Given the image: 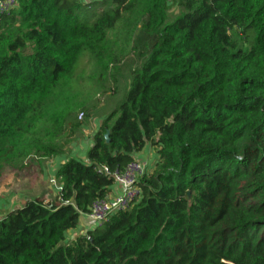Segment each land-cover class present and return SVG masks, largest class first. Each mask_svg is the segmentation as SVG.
Instances as JSON below:
<instances>
[{
  "label": "trees",
  "instance_id": "16d2710c",
  "mask_svg": "<svg viewBox=\"0 0 264 264\" xmlns=\"http://www.w3.org/2000/svg\"><path fill=\"white\" fill-rule=\"evenodd\" d=\"M138 27L152 44L86 162L70 156V118L117 82ZM146 146L140 197L69 235ZM58 156L56 197L0 218V264H264V0H17L0 19V176Z\"/></svg>",
  "mask_w": 264,
  "mask_h": 264
},
{
  "label": "rangeland",
  "instance_id": "374dc122",
  "mask_svg": "<svg viewBox=\"0 0 264 264\" xmlns=\"http://www.w3.org/2000/svg\"><path fill=\"white\" fill-rule=\"evenodd\" d=\"M176 9L177 8H173L172 10L176 11ZM151 44L152 37L138 27L133 38V45L136 47V50L130 53L122 63L121 72L117 75V82L114 81V79H108L105 83V89L96 93V97L94 96L91 102L94 107L88 112L90 115H88L87 111H84V115L81 119L78 118V113L77 115H74V121H72V117L70 118L71 122L80 121L82 123L79 132H77V139L75 138L73 143L77 141H85L84 139L90 138L96 130L93 126L94 122L92 121L99 120L100 124L101 120L105 118L107 113L121 102L129 87L132 70L141 64L144 59L142 53H146ZM91 67L92 60L89 53L87 51L82 52L78 59L76 76L78 77L79 73L84 75L88 74ZM76 81L81 80L77 79ZM70 154L71 149L69 155ZM58 157L43 160L41 162H34V159H32L31 164L26 170L16 172L6 169L3 172L0 176V217H2V214L4 213L6 214L10 208H15L17 201H19L17 205L21 204L22 206L26 199L34 198L35 190L40 187V193L41 188H44L43 185H48L50 191H53V189L56 190L58 185L55 179L53 177H48V175L45 176V178H43V176L50 171L49 168L52 165L57 166L62 161L59 159L56 160ZM62 157L65 159L64 156ZM80 159L82 160L83 157H80ZM53 198H51V200H53ZM79 223L85 230L91 228L88 223H86L84 215L80 216ZM69 235H71V233Z\"/></svg>",
  "mask_w": 264,
  "mask_h": 264
},
{
  "label": "built area",
  "instance_id": "2783aa9c",
  "mask_svg": "<svg viewBox=\"0 0 264 264\" xmlns=\"http://www.w3.org/2000/svg\"><path fill=\"white\" fill-rule=\"evenodd\" d=\"M16 5L17 0H0V19L9 14ZM82 116L83 113L80 112L78 118L81 119ZM147 166L148 163L134 159L129 161L123 170L111 173L119 191L113 196L97 199L92 203L89 212L85 214L86 223L91 228L106 221L113 213L128 209L140 197L141 189L137 182Z\"/></svg>",
  "mask_w": 264,
  "mask_h": 264
},
{
  "label": "crops",
  "instance_id": "0c3cea01",
  "mask_svg": "<svg viewBox=\"0 0 264 264\" xmlns=\"http://www.w3.org/2000/svg\"><path fill=\"white\" fill-rule=\"evenodd\" d=\"M92 122H94L93 123V126H94V128H96L97 129V127H98V125H99V120H93ZM93 135V134H92ZM92 135H91V137L90 138H88V139H84L85 141H77V142H75V143H72V145H71V154H70V156H72V157H75V158H80V157H83V161H85L86 162V151L88 150V148L90 147V145H91V143H92ZM77 139V138H76ZM78 140H80V139H78ZM61 158V159H60ZM64 160V158L62 157V156H59L58 158H56V160ZM134 159H136V160H139V161H142V162H144V163H148V165L150 166V165H152L153 163H155L156 162V160H157V155H156V153H155V151L150 147V146H146L141 152H138V153H136L135 155H134ZM61 161V162H62ZM60 162V163H61ZM59 163V164H60ZM58 164V165H59ZM58 165L56 166V165H52L50 168H49V172L47 173V174H44V176H43V178H45V176H47L48 175V177H50V178H54V174H55V171H56V168L58 167ZM43 187L44 188H46V189H44V188H41V192L39 193V189H40V187L39 188H37L36 190H35V192H34V199H40V200H42V201H44V202H50V201H52L51 200V198H55L56 197V195H57V190H58V186H57V188H56V190L55 189H53V191L51 190L50 191V187L48 186V185H43ZM55 190V191H54ZM119 191V187L117 186V185H115L114 184V186H112V189H111V193H110V195L109 196H113V195H115L117 192ZM53 198V199H54ZM28 199H30V198H28ZM33 199V198H32ZM27 200V199H26ZM25 200V201H26ZM24 201V202H25ZM19 201H17V203H18ZM17 203H16V205H15V208H17V207H20L21 206V204H18L17 205ZM5 205V204H4ZM13 209H14V207H12ZM12 208H10V210L12 209ZM10 210H8L7 212H9ZM6 212V213H7ZM3 215H5V213L4 214H2V216ZM85 216V215H84ZM1 218V217H0ZM86 230L84 229V228H82V226H80V223H79V225H78V228L77 229H75V230H72V231H70V233H71V235H74V234H76V233H79V232H85ZM69 233V234H70Z\"/></svg>",
  "mask_w": 264,
  "mask_h": 264
},
{
  "label": "water",
  "instance_id": "95a60500",
  "mask_svg": "<svg viewBox=\"0 0 264 264\" xmlns=\"http://www.w3.org/2000/svg\"><path fill=\"white\" fill-rule=\"evenodd\" d=\"M105 138H106L107 141L109 140V138H108V132H106Z\"/></svg>",
  "mask_w": 264,
  "mask_h": 264
}]
</instances>
